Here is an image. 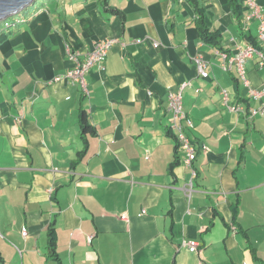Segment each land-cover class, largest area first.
<instances>
[{
    "label": "crops",
    "instance_id": "0c3cea01",
    "mask_svg": "<svg viewBox=\"0 0 264 264\" xmlns=\"http://www.w3.org/2000/svg\"><path fill=\"white\" fill-rule=\"evenodd\" d=\"M50 1L0 38V264H264V114L250 120L223 105L222 89L231 106L260 102L202 41L189 2L113 7L121 16L102 2ZM200 1L223 52L257 39L260 22L244 23L228 0ZM102 39L124 45L103 71L87 72L88 95L67 74ZM199 56L207 79L198 77ZM245 69L251 88L263 90L264 67L253 59ZM187 81L193 167L170 132L169 95ZM82 112L95 128L87 139ZM51 225L60 263L49 257ZM191 240L200 254L182 246Z\"/></svg>",
    "mask_w": 264,
    "mask_h": 264
},
{
    "label": "built area",
    "instance_id": "2783aa9c",
    "mask_svg": "<svg viewBox=\"0 0 264 264\" xmlns=\"http://www.w3.org/2000/svg\"><path fill=\"white\" fill-rule=\"evenodd\" d=\"M243 1L246 2V5L252 11V14L249 15L246 19L251 20L252 18H256L260 21L258 39L261 44H260V47H258V45L257 46H252V45L239 46L234 56L223 54V58L225 60L223 64V69L224 71L236 70L241 83L246 88H248L249 98H251L254 101H258L261 98L263 99V102L261 103L260 107L250 111L249 118L252 119L256 115L264 113V89L254 90L250 87L249 81L247 80V77H246L245 64L250 59H256L257 65L259 67H264V16L261 14L260 7L255 2V0H243ZM11 28L12 27L11 25H9V23H5L3 28L0 29V35L5 30L7 29L9 30ZM119 43H120L119 40H113V39L112 40H109V39L101 40V42H99L96 45L95 51L92 54L88 55L87 61L82 65L80 64L77 67V70L69 74L67 77L77 82H81L82 85L85 86V79H84L85 72L88 69L95 67V66H97L98 69L103 70L104 63L108 55V52L115 45ZM138 43H140V41H138ZM155 46L157 47L158 44H155ZM195 62L198 66L199 75L205 78L208 77V73L206 72V63L203 61V58L198 57L195 59ZM57 79L56 80L59 81L61 78H57ZM187 86H190V83L184 84L181 90H183ZM221 96H222V102L228 110H230L231 112H244V109L242 108V106L234 107V106L229 105V93L227 90L222 89ZM169 111L172 114L171 129L176 134L179 140L181 150L188 155L187 164L189 165L191 161L195 159V153L191 145V142L186 136V130L191 128L193 126V123L191 119L188 118V116L183 110L181 91L177 94H170ZM23 235L27 236V232L25 230H23ZM185 245H188L192 252L195 251L196 246H197L195 242H189V243H186Z\"/></svg>",
    "mask_w": 264,
    "mask_h": 264
},
{
    "label": "trees",
    "instance_id": "16d2710c",
    "mask_svg": "<svg viewBox=\"0 0 264 264\" xmlns=\"http://www.w3.org/2000/svg\"><path fill=\"white\" fill-rule=\"evenodd\" d=\"M255 1L259 5L258 1L257 0H255ZM187 2H189V4L193 7V10H194V12L196 14L197 26H198V30L200 32V37H201L202 41L204 43L208 44L209 46L218 48L219 50H221V52H223V49L221 48V45L223 43L222 34H221V32L219 30L213 29L209 25V23L207 22L208 18H207V15H206V10L201 5V1L200 0H187ZM228 2L231 5V7L233 8L234 13H236L239 17H244L245 20H246V18L249 15L252 14L251 9L246 5V2H244L243 0H228ZM103 6L105 7V9L107 11H109L111 13H114L116 15H121V16L123 15L117 9L110 7L109 0H104L103 1ZM28 10H30V9H28ZM13 29L14 28H11L9 30L8 29L5 30L3 33H1L0 38L6 36L7 35L6 33H8L10 30H11L10 32H12ZM246 38H247V43H246L247 46H250V45L257 46L258 45V47H260L261 43H260L258 38L254 39V38H252L250 36L249 37L246 36ZM102 40H106V39H102ZM109 40H112V39H109ZM99 42H101V40L94 42V46H93V50L92 51L87 52V53H82L80 55L81 59L75 61L76 62V66L77 65L79 66L80 64L82 65V64H84L87 61L88 55L92 54L95 51L96 45ZM75 53L76 52L72 51V54H74V56H76ZM229 54L231 56L235 55V54H231V53H229ZM95 68L98 69L97 66H95ZM67 80H68V84L79 85L83 89V86H82L81 82H77V81L72 80L71 78H68V77H67ZM79 121H80V124H81L82 135L85 134V133H88V132H92V133L95 132V128L89 123L88 116H87V114L85 112L80 113ZM83 136H85V135H83ZM87 149H88V143L86 141L84 150L79 153V157H82L85 154V152L87 151ZM47 245H48V250H49V257L54 258V260H56V261H58L60 263L61 260H60V257L58 255V250H57L58 243H57L56 231H55V228L53 227V225H51L49 227V230H48V242H47Z\"/></svg>",
    "mask_w": 264,
    "mask_h": 264
},
{
    "label": "clouds",
    "instance_id": "9594fccd",
    "mask_svg": "<svg viewBox=\"0 0 264 264\" xmlns=\"http://www.w3.org/2000/svg\"><path fill=\"white\" fill-rule=\"evenodd\" d=\"M37 2H39V0L37 1ZM36 2V3H37ZM256 2V1H255ZM36 3H34L31 7H29V8H27L26 10H28V9H30V8H32ZM259 6V5H258ZM260 7V6H259ZM26 10H24V11H22V12H20L19 14H17V15H15V16H20L23 12H25ZM260 10H261V7H260ZM261 14L263 15V13H262V10H261ZM15 16H13V17H15ZM264 16V15H263ZM10 18H12V17H10ZM9 19V18H8ZM8 19H5V20H3L2 22H0V29H2L3 28V26H4V24L5 23H8ZM257 20V21H259L258 19H256V18H252L251 20H245L244 21V23L245 22H250V21H252V20ZM25 22V20H21L20 19V23L19 24H17L16 26H18V25H21V24H23ZM260 22V21H259ZM13 28V27H12ZM260 28V27H259ZM257 38H259V35H258V37ZM113 40H118V39H113ZM120 41V40H119ZM124 44L123 42H121L120 41V44ZM121 44V45H122ZM155 44H157V43H155ZM155 44H154V47H156L155 46ZM245 46H247V44H244ZM244 45H239V46H244ZM116 46V45H115ZM238 46V47H239ZM253 46V45H252ZM157 47H159V44H158V46ZM109 53V52H108ZM223 54H228V53H225V52H220V55L221 56H223ZM236 54V53H235ZM229 56H231L230 54H228ZM108 56V55H107ZM199 57H202V56H199ZM107 58V57H106ZM196 58H198V57H195L194 58V62H195V59ZM203 58V57H202ZM250 60H253V59H250ZM256 60V59H255ZM203 61L206 63V68H207V62L204 60V58H203ZM249 61V60H248ZM105 62H106V60H105ZM196 63V62H195ZM224 64V63H223ZM197 65V64H196ZM77 67H78V65L73 69V70H71V71H69L68 72V74H67V76L69 75V74H71V73H73V72H75L76 70H77ZM222 67H223V65H222ZM92 68H94V67H92ZM92 68H90V69H88L86 72H85V76H84V79H85V86H83V91L86 93V94H88L89 95V90H88V86H87V81H86V75H87V72L88 71H90ZM197 68H198V66H197ZM262 68V67H261ZM104 69H105V63H104ZM103 69V70H104ZM99 71H103V70H100V69H98ZM246 70V69H245ZM206 72H207V70H206ZM228 72H232V71H228ZM208 73V72H207ZM247 74V73H246ZM198 77L199 78H203V79H207V78H209L210 77V75H209V73H208V77H203V76H200L199 75V70H198ZM246 77H247V75H246ZM248 80V79H247ZM186 83H190V86H187V87H191L192 86V82L191 81H187V82H184L181 86H180V88H179V91L177 92V93H179L180 91H181V95H182V93H183V91H184V89L185 88H187V87H185L183 90H181L182 89V87H183V85L184 84H186ZM251 87V86H250ZM253 89V88H252ZM177 93H174V94H177ZM229 93V92H228ZM221 94V93H220ZM170 96V95H169ZM248 97H249V95H248ZM251 99V98H250ZM252 100V99H251ZM252 101H254V100H252ZM254 102H260V104H259V106L258 107H260L261 106V103L263 102V99L261 98L260 100H258V101H254ZM224 105V104H223ZM230 105V104H229ZM182 106H183V101H182ZM225 106V105H224ZM235 107V106H234ZM258 107H254L253 109H256V108H258ZM243 109H244V112H242V113H244L248 118H249V113H250V111L251 110H253V109H245L244 107H242ZM183 110H184V108H183ZM185 113H186V111H184ZM237 113H239V112H237ZM264 113H261V114H258V115H263ZM186 115L188 116V118H189V115L186 113ZM258 115H256L254 118H252V119H250V120H253V119H255ZM21 121V120H20ZM192 121V120H191ZM193 127V126H192ZM191 127V128H192ZM188 130V129H187ZM186 130V131H187ZM170 132H172L173 133V135H174V138L176 139V141L178 142V144H179V146H178V151H180V152H183L182 150H181V147H180V143H179V140H178V138H177V136H176V134L172 131V129H171V125H170ZM186 136H187V138L189 139V141L191 142V145H192V147H193V149H194V153H195V159L194 160H192L191 161V163L188 165L187 163H188V155H186V157H187V159H186V164L189 166V167H193V164H194V161L196 160V158H197V155H198V150H197V148L195 147V145H194V143H193V141L188 137V135H187V133H186ZM207 150H208V148L206 147V146H202L201 147V151L202 152H207ZM185 153V152H184ZM186 154V153H185ZM195 174H196V171H195ZM188 198H190V196L188 197ZM147 213V211H144V214H146ZM125 220H127V216H125V218H124ZM23 230H25L26 232H27V237H29V233H28V231H27V228L26 227H23L22 229H21V235H22V237L24 238V235H23ZM94 239V236H89L88 237V243L90 244V243H92V240ZM190 242H195L196 243V249H195V251L194 252H192L191 250H190V247L188 246V245H185L186 243H189V242H183V244H182V246L185 248V249H187L189 252H191V253H199V243L197 242V241H194V240H191ZM200 254V253H199Z\"/></svg>",
    "mask_w": 264,
    "mask_h": 264
},
{
    "label": "rangeland",
    "instance_id": "374dc122",
    "mask_svg": "<svg viewBox=\"0 0 264 264\" xmlns=\"http://www.w3.org/2000/svg\"><path fill=\"white\" fill-rule=\"evenodd\" d=\"M42 1H45V0H39V2H42ZM54 1H56V0H52V2L50 1V4H51V7H55L56 6V3L54 2ZM73 1H75V0H64V4H66L67 6H69L70 4H72V2ZM91 3H98V2H102V4H103V1L104 0H89ZM137 1H139V0H109V4H110V6L113 8V7H115V8H122V9H130V10H136L137 8H136V2ZM42 4H44V2L42 3ZM33 5V4H32ZM31 5V6H32ZM31 6H29V7H31ZM28 7V8H29ZM31 10L30 11H32L33 9L32 8H30ZM77 10H78V7L76 8ZM25 10V9H24ZM23 10V11H24ZM24 15L25 14H22V17H24ZM116 19H117V22H116V27L118 28L119 26H120V18H117L116 17ZM18 20H20L19 19V17L18 16H15V17H12V18H9L8 19V22L9 21H12V23L13 22H17ZM133 23V21H131V23L130 24H132ZM83 135H85V136H83ZM81 137H83V138H85V139H87L86 138V135H95V133H92V132H88V133H85V134H83ZM88 141V140H87ZM89 143V142H88ZM79 155V154H78ZM27 236H24V240H27Z\"/></svg>",
    "mask_w": 264,
    "mask_h": 264
},
{
    "label": "water",
    "instance_id": "95a60500",
    "mask_svg": "<svg viewBox=\"0 0 264 264\" xmlns=\"http://www.w3.org/2000/svg\"><path fill=\"white\" fill-rule=\"evenodd\" d=\"M38 0H0V22L13 17Z\"/></svg>",
    "mask_w": 264,
    "mask_h": 264
},
{
    "label": "bare ground",
    "instance_id": "6f19581e",
    "mask_svg": "<svg viewBox=\"0 0 264 264\" xmlns=\"http://www.w3.org/2000/svg\"><path fill=\"white\" fill-rule=\"evenodd\" d=\"M26 9H27V8H26ZM26 9H25V10H26ZM8 23H9V25H11V27H14V26H16L18 23H20V20H18L17 22H13V23H12V21H9Z\"/></svg>",
    "mask_w": 264,
    "mask_h": 264
}]
</instances>
